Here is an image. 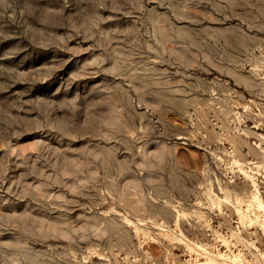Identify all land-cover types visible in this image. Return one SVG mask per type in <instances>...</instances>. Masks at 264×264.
<instances>
[{
	"label": "rangeland",
	"instance_id": "obj_1",
	"mask_svg": "<svg viewBox=\"0 0 264 264\" xmlns=\"http://www.w3.org/2000/svg\"><path fill=\"white\" fill-rule=\"evenodd\" d=\"M0 264H264V0H0Z\"/></svg>",
	"mask_w": 264,
	"mask_h": 264
}]
</instances>
